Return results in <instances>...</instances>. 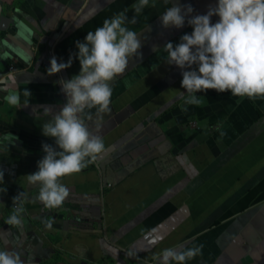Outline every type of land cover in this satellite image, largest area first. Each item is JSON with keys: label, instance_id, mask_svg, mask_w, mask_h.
I'll use <instances>...</instances> for the list:
<instances>
[{"label": "crops", "instance_id": "1", "mask_svg": "<svg viewBox=\"0 0 264 264\" xmlns=\"http://www.w3.org/2000/svg\"><path fill=\"white\" fill-rule=\"evenodd\" d=\"M136 2L0 0V249L33 264H158L165 248L203 244L186 264H264V98L209 89L197 93L201 105H185L183 70L165 61L163 46L193 28L187 19L183 28H164L160 14L171 3L163 0L127 25L140 34L142 55L111 82L110 111L102 119L95 108L83 114L105 150L61 178L69 196L60 207L46 208L39 185L28 182L42 143L56 147L42 134L43 108L59 111L66 95L58 81L81 70L77 57L49 75L51 58L67 62L76 41L105 19L128 10L131 20ZM175 3L191 4L194 16L218 0ZM17 195L21 224L8 225Z\"/></svg>", "mask_w": 264, "mask_h": 264}, {"label": "clouds", "instance_id": "2", "mask_svg": "<svg viewBox=\"0 0 264 264\" xmlns=\"http://www.w3.org/2000/svg\"><path fill=\"white\" fill-rule=\"evenodd\" d=\"M163 3H171L160 14L164 28H183L186 19L193 28L190 34L180 37L178 44L167 42L163 46L165 61L183 70L181 87L188 94L185 105H201L203 101L197 93L209 89L230 90L232 96L251 100L264 98V0H218L206 14L194 16L191 4L179 5L175 0ZM156 6V0H137L131 7L135 12L131 20L126 16L128 10L105 19L102 26L87 32L84 41H76L78 53L70 54L67 62L51 58L49 75L71 67L77 57L81 70L71 79L58 81L66 95V103L59 111L43 108V115L49 119L41 124L42 134L54 138L56 147L42 143L45 155L37 162L38 170L28 174L27 179L30 184L39 185L37 199L46 208L60 207L69 196L68 187L60 182L62 177L80 172L105 150L103 140L89 130L83 114L86 109L95 108L97 117L102 119V114L110 111L111 82L126 71L131 58L142 55L140 34L127 25L137 24L146 8ZM214 15L219 20L212 23ZM157 49L154 46L153 50ZM25 95L31 96V91L27 89ZM6 99L12 104L18 100L16 96ZM182 110L187 111V107ZM19 199V195L13 198L14 212L5 221L8 225L21 224L19 214L23 207L17 203ZM45 224L51 229L53 221L46 220ZM203 247L200 244L183 250L165 248L158 264H186L201 255ZM33 262L32 257L22 259L18 251L0 249V264Z\"/></svg>", "mask_w": 264, "mask_h": 264}, {"label": "built area", "instance_id": "3", "mask_svg": "<svg viewBox=\"0 0 264 264\" xmlns=\"http://www.w3.org/2000/svg\"><path fill=\"white\" fill-rule=\"evenodd\" d=\"M9 70L11 71V72H13L14 70H15V66L13 65V64H11V65H9Z\"/></svg>", "mask_w": 264, "mask_h": 264}]
</instances>
